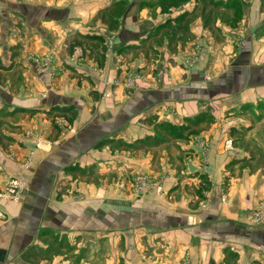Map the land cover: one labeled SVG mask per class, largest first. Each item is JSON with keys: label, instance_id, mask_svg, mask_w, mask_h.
<instances>
[{"label": "crops", "instance_id": "crops-1", "mask_svg": "<svg viewBox=\"0 0 264 264\" xmlns=\"http://www.w3.org/2000/svg\"><path fill=\"white\" fill-rule=\"evenodd\" d=\"M114 1L0 0V62L18 87H0V107L36 111L0 146V264H264V0H237L241 18L214 35L194 18L175 49L147 37L193 1L125 0L111 32L97 13ZM76 34L113 38L101 68L69 51ZM204 112L181 168L163 147L127 148L150 121ZM136 176L159 187L138 192Z\"/></svg>", "mask_w": 264, "mask_h": 264}, {"label": "trees", "instance_id": "trees-1", "mask_svg": "<svg viewBox=\"0 0 264 264\" xmlns=\"http://www.w3.org/2000/svg\"><path fill=\"white\" fill-rule=\"evenodd\" d=\"M191 1L194 3L192 10H184L173 17H168L153 29L147 39H156L157 44H160L166 38L168 46L175 49L178 42L182 45L192 39L193 35L189 30V24L196 17L200 18L203 29L208 30L210 34L214 35L215 32H219L216 26L217 20L225 25L234 27L242 16V7L237 0H153V5L160 7L161 12H168L171 9L181 8ZM125 6V0H116L109 6L101 9L97 13V17L109 31L114 32L118 28V19L124 12ZM75 46L82 48L83 51L87 50L89 56L93 57L99 68L102 67L107 51L106 40L103 37L99 35L76 34L70 42L69 51L71 52L72 47ZM8 69L0 62V87L7 80ZM61 110L65 111L66 108H62ZM34 112L36 111L33 109L18 106L9 107L7 104H3L0 107V146L5 147L14 141V138L8 133L16 129L13 123L18 119V116ZM211 121L212 117L208 112L199 113L191 118H187L180 125L169 122L150 121L154 127V134L133 141L127 145V148L131 150H149L151 148L158 149L163 147L170 157V162L175 164L177 168H181L184 156H187L191 151L181 150L178 143L187 142L191 137L197 136ZM106 142H108L107 139L101 140L98 145ZM208 188L207 181L202 178L197 190L200 198V191H206ZM230 255L233 258L235 253L230 252Z\"/></svg>", "mask_w": 264, "mask_h": 264}, {"label": "built area", "instance_id": "built-area-1", "mask_svg": "<svg viewBox=\"0 0 264 264\" xmlns=\"http://www.w3.org/2000/svg\"><path fill=\"white\" fill-rule=\"evenodd\" d=\"M40 144H45L46 141L43 139H39ZM228 144L230 142L228 141ZM134 186L137 191H145L149 189L151 186L158 188L159 185L157 183H154L153 181L145 178L144 176H138L134 179ZM21 188L20 185L18 184V181L16 179H9L8 182L6 183V190H5V197L13 200H17L20 196ZM2 215L0 214V218Z\"/></svg>", "mask_w": 264, "mask_h": 264}, {"label": "rangeland", "instance_id": "rangeland-1", "mask_svg": "<svg viewBox=\"0 0 264 264\" xmlns=\"http://www.w3.org/2000/svg\"><path fill=\"white\" fill-rule=\"evenodd\" d=\"M150 2H152V1H150ZM140 5H142L143 6V4H140ZM151 7V6H150ZM125 8H126V6H125ZM108 41H106V47H107V49H111L112 48V40H113V38L112 37H110V38H108L107 39ZM188 63H190V62H188ZM2 88H5V89H8L10 92H16L17 91V85H8V84H4L3 86H2ZM11 101H8V106L9 107H12L11 105H13L12 104V102L10 103ZM231 144V143H230ZM230 144H228V146H230ZM136 177H138V176H136ZM136 177H134L133 178V180H132V184H133V187H134V189H136L135 188V186H134V179L136 178ZM145 178H147V179H149V180H151V181H155V180H152V178L151 177H149V176H144ZM137 191V190H136ZM139 192V191H138Z\"/></svg>", "mask_w": 264, "mask_h": 264}]
</instances>
